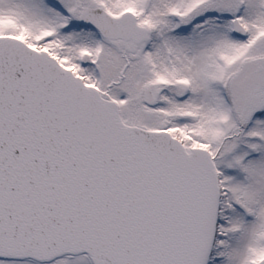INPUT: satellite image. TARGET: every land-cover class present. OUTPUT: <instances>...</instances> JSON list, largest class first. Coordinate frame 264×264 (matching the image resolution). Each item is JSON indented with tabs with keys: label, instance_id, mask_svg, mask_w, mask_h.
I'll return each mask as SVG.
<instances>
[{
	"label": "snow or ice",
	"instance_id": "snow-or-ice-1",
	"mask_svg": "<svg viewBox=\"0 0 264 264\" xmlns=\"http://www.w3.org/2000/svg\"><path fill=\"white\" fill-rule=\"evenodd\" d=\"M0 264H264V0H0Z\"/></svg>",
	"mask_w": 264,
	"mask_h": 264
}]
</instances>
